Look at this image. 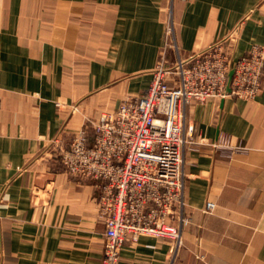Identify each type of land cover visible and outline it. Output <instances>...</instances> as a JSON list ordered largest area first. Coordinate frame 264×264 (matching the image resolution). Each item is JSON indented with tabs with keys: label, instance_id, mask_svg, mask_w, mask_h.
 Segmentation results:
<instances>
[{
	"label": "crops",
	"instance_id": "crops-1",
	"mask_svg": "<svg viewBox=\"0 0 264 264\" xmlns=\"http://www.w3.org/2000/svg\"><path fill=\"white\" fill-rule=\"evenodd\" d=\"M166 3L0 0V264H100L97 183L69 175L53 141L68 144L151 85ZM173 14L181 57L236 28L226 44L233 59L264 46V0H175ZM187 116L206 144L186 155L192 222L173 264H264V78L251 101L209 99ZM222 136L233 149L210 145ZM169 251L145 238L126 244L119 264H170Z\"/></svg>",
	"mask_w": 264,
	"mask_h": 264
},
{
	"label": "built area",
	"instance_id": "built-area-1",
	"mask_svg": "<svg viewBox=\"0 0 264 264\" xmlns=\"http://www.w3.org/2000/svg\"><path fill=\"white\" fill-rule=\"evenodd\" d=\"M174 2L167 0L164 9L166 47L151 85L88 121L68 144L59 138L53 141L69 175L97 183V213L105 227L100 264H119L126 244L136 246L145 238L168 242L170 264L174 263L183 245V230L192 222L185 214L186 155L206 144L195 138L188 108L227 97L251 101L263 89L264 46L253 45L239 59L226 50L238 28L228 39L181 57ZM167 49L175 53L174 62L166 60ZM210 145L233 149L226 136ZM214 207L209 202L204 212L211 213Z\"/></svg>",
	"mask_w": 264,
	"mask_h": 264
},
{
	"label": "water",
	"instance_id": "water-1",
	"mask_svg": "<svg viewBox=\"0 0 264 264\" xmlns=\"http://www.w3.org/2000/svg\"><path fill=\"white\" fill-rule=\"evenodd\" d=\"M233 75H234V70L230 71L228 75V83H227V88H226L227 94L231 93V82H232Z\"/></svg>",
	"mask_w": 264,
	"mask_h": 264
}]
</instances>
